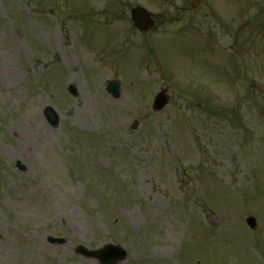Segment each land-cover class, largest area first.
I'll return each mask as SVG.
<instances>
[{
	"label": "rangeland",
	"instance_id": "obj_1",
	"mask_svg": "<svg viewBox=\"0 0 264 264\" xmlns=\"http://www.w3.org/2000/svg\"><path fill=\"white\" fill-rule=\"evenodd\" d=\"M188 1L0 0V264H264V0Z\"/></svg>",
	"mask_w": 264,
	"mask_h": 264
},
{
	"label": "water",
	"instance_id": "obj_2",
	"mask_svg": "<svg viewBox=\"0 0 264 264\" xmlns=\"http://www.w3.org/2000/svg\"><path fill=\"white\" fill-rule=\"evenodd\" d=\"M132 14L137 24L136 26H138L140 29L146 30L152 25L153 21L150 15H148L149 13L142 7H136L135 9H133ZM107 90L111 94H113L114 97L120 96V90L117 81L110 82ZM70 91L72 93H75L74 87H70ZM167 100L168 99L165 96L164 92L159 93L155 98V109H161L162 107H164V105L167 103ZM45 114L53 124L58 123V115L56 114V111L53 108H46ZM247 221L251 226L255 227L256 222L253 217H249ZM78 249L79 251L89 256L97 257V259H99L100 262L103 264H115L116 262L124 260L127 257V251L125 249L113 244L106 245L103 249L99 251H87L81 246Z\"/></svg>",
	"mask_w": 264,
	"mask_h": 264
}]
</instances>
